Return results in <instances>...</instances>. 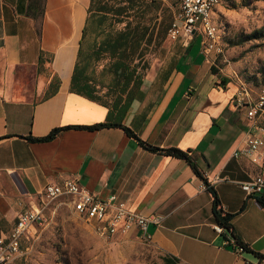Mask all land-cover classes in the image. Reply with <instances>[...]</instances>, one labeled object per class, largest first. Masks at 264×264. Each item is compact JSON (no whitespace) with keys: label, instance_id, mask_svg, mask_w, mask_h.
<instances>
[{"label":"crops","instance_id":"obj_1","mask_svg":"<svg viewBox=\"0 0 264 264\" xmlns=\"http://www.w3.org/2000/svg\"><path fill=\"white\" fill-rule=\"evenodd\" d=\"M88 5L0 0V237L46 183L73 177L99 197L116 194L131 209L159 216L148 226L149 241L178 264H264L254 254L264 255L262 197L240 187L264 173V162L233 155L245 145V110L232 102L237 85L210 71L199 32L188 43L169 39L121 122L153 146L190 149L202 177L185 159L150 150L119 126L69 127L35 139L107 118L106 106L70 91ZM208 186L249 250L234 251L215 230ZM128 233L140 236L135 227Z\"/></svg>","mask_w":264,"mask_h":264},{"label":"rangeland","instance_id":"obj_2","mask_svg":"<svg viewBox=\"0 0 264 264\" xmlns=\"http://www.w3.org/2000/svg\"><path fill=\"white\" fill-rule=\"evenodd\" d=\"M100 1L107 15H114L115 9L120 5L134 9L124 13L123 22L111 25V19L107 18L100 33L95 35L94 32L91 35L93 44H97L104 33L123 28L127 19L137 20L138 24L146 26L147 36L151 37V42L144 48L145 54L140 63L149 65L171 43L167 38L170 24L162 37L161 33L165 28L163 14L156 11L155 3L151 0ZM156 2L164 11L165 21H172L177 11L176 5L172 1ZM216 8L213 17L221 35V50L210 52V71L219 80L225 77L236 85L243 82L253 91H257L264 87V78L257 73L259 63L264 60V36L239 41L248 33L264 26V0H221ZM199 40L200 36L196 35L192 45L197 47ZM136 62L137 60L133 63ZM110 65L109 56L96 59L90 53L86 63V75L100 93L111 99L118 91L113 85ZM260 124L264 127V116ZM22 251L14 264H167L163 260L164 254L150 241L133 233L101 236L71 213L64 204L57 207L56 213L37 229L30 241L22 243Z\"/></svg>","mask_w":264,"mask_h":264},{"label":"built area","instance_id":"obj_3","mask_svg":"<svg viewBox=\"0 0 264 264\" xmlns=\"http://www.w3.org/2000/svg\"><path fill=\"white\" fill-rule=\"evenodd\" d=\"M163 1H176L178 4L167 29L168 39H180L183 43H188L194 33L199 32L204 53L221 50V35L213 17L220 0ZM232 102L235 107L245 110L249 126L244 147L235 150L233 155H245L255 163H263L264 127L260 124V118L264 115V87H260L253 96L248 85L241 82L237 85ZM240 187L248 195L258 194L264 198V173L241 182ZM61 204L104 237L125 234L135 227L140 237L149 241V224L159 223L161 220L155 214L147 215L131 209L116 194L99 197L80 185L75 178L67 177L61 182L46 183L29 208L17 214L10 232L0 237V264H14L23 253L22 243L30 241L37 229L47 223ZM214 228L219 233L223 232L219 224ZM225 242L234 251L243 252V248L235 245L231 237L227 236Z\"/></svg>","mask_w":264,"mask_h":264},{"label":"trees","instance_id":"obj_4","mask_svg":"<svg viewBox=\"0 0 264 264\" xmlns=\"http://www.w3.org/2000/svg\"><path fill=\"white\" fill-rule=\"evenodd\" d=\"M163 1V0H160ZM35 2V0H34ZM100 0H89L88 13L85 21V25L82 30V37L80 40V46L78 50V55L76 63L74 66L71 82L70 91L81 94L91 100H94L108 108L107 118L102 122H97L91 125H72L65 127H57L52 129L47 135L35 138L37 140H45L52 138L59 131L64 128L69 127H81L87 129H98L106 126H119L124 129L127 135L138 139L142 145L146 148L159 151L166 155H171L185 159L194 169V171L202 177V174L197 169L194 164L193 157L191 155L190 149L183 150L178 147H158L153 146L143 140H140L138 136L125 124H123L122 118L127 113L131 104L135 100L136 94L139 91L141 85L145 81V76L150 68V64L147 65L145 62L140 63L145 54V46L151 42V37L147 36V28L144 25L138 24L137 20L127 19L123 28L115 30L113 32L104 33L97 44H93L90 40L91 35L95 32V35L100 33L102 24L106 22V19H111L109 23L113 25L114 23H120L125 21L123 15L128 10H133L134 7H129L127 5H120L115 9L114 15H107L103 11ZM155 3V9L159 14H163L165 28L163 29L161 35L165 36L166 28L171 21L166 22V16L164 15L163 9L156 0H151ZM164 2V1H163ZM221 2V0H220ZM176 5V10L178 9V4L176 1H172ZM111 16V17H109ZM264 36V26L253 30L252 32L245 35L240 39L239 42L246 41L249 39H257ZM92 53L96 59L107 55L111 59V72L113 74V85L118 91L114 97L111 99L107 97L106 94L100 93L98 88L90 81L86 75V63L88 57ZM136 64L133 63L136 61ZM138 69H140L138 71ZM144 70H146L144 72ZM257 73L264 78V60L261 61L257 68ZM222 83H226L228 78L222 77ZM208 189L212 195V208L217 224L223 228L221 233L224 238L227 236L233 239L235 245L241 246L243 251L249 250L248 247L239 241L232 231V214L226 213L222 210L219 198L215 189L208 186ZM261 203L264 206V198H262ZM254 254L264 260V255L257 251ZM163 260L167 264H178V259L170 256L168 254L163 255Z\"/></svg>","mask_w":264,"mask_h":264}]
</instances>
